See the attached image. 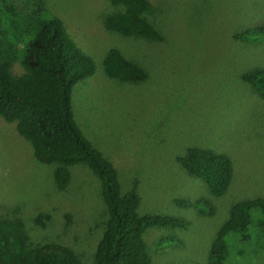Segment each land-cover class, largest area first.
Segmentation results:
<instances>
[{"label": "rangeland", "instance_id": "1", "mask_svg": "<svg viewBox=\"0 0 264 264\" xmlns=\"http://www.w3.org/2000/svg\"><path fill=\"white\" fill-rule=\"evenodd\" d=\"M4 1L19 8L22 0ZM42 2L94 63L93 73L71 88L73 119L83 135L112 163L121 191L135 182L139 214L187 222L185 228H145L148 264H207L229 206L264 197V97L240 78L264 66V40L234 37L264 24V0H150L148 19L160 40L105 30L102 17L117 9L107 0ZM114 46L146 72L145 80L123 82L104 74L102 57ZM11 71H21L18 63ZM191 146L230 158L231 180L221 196L211 195L177 163ZM54 167L38 162L29 143L0 117V218L19 219L32 245L57 242L82 264H93L106 219L99 180L78 163L66 167L68 180L58 187ZM198 197L212 205L211 214L175 202ZM41 213L48 216L43 225L33 221ZM250 232L248 244L230 243L229 260L264 264V233L252 223ZM163 238L167 242L159 245Z\"/></svg>", "mask_w": 264, "mask_h": 264}, {"label": "trees", "instance_id": "2", "mask_svg": "<svg viewBox=\"0 0 264 264\" xmlns=\"http://www.w3.org/2000/svg\"><path fill=\"white\" fill-rule=\"evenodd\" d=\"M107 1L117 9L102 17L105 30L122 37L161 39L148 19L152 10L150 0ZM234 37L264 40V24L246 27ZM13 62L21 68L17 74L11 71ZM101 63L104 74L110 78L132 83L146 78V72L116 46L106 50ZM93 71L90 55L69 36L62 20L47 11L42 0H22L19 8L7 1L0 3V117L29 143L38 162H55L52 176L56 186L66 184V167L78 163L86 164L98 178L106 219L95 246L93 264H148L150 259L142 239L145 228H185L187 222L167 214H139L135 182L127 190H120L116 169L73 119L71 88ZM240 78L258 97H264V66L245 71ZM176 161L187 174L201 179L211 195L221 196L227 190L232 165L226 154L191 146ZM175 202L196 207L200 214L209 215L213 210L204 197ZM47 218V214L41 213L33 221L43 225ZM251 223L259 233H264V197L242 199L229 206L227 217L209 245L207 264H237L229 260V245L248 244ZM164 241L167 238L161 239L159 245ZM0 264L82 263L63 244L32 245L19 219L0 218Z\"/></svg>", "mask_w": 264, "mask_h": 264}]
</instances>
